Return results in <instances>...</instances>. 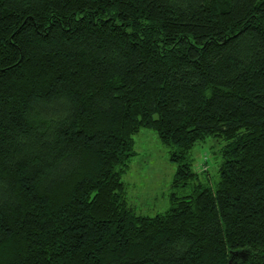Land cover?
Returning <instances> with one entry per match:
<instances>
[{"label":"trees","instance_id":"obj_1","mask_svg":"<svg viewBox=\"0 0 264 264\" xmlns=\"http://www.w3.org/2000/svg\"><path fill=\"white\" fill-rule=\"evenodd\" d=\"M143 128L177 164L155 215ZM0 264H264V0H0Z\"/></svg>","mask_w":264,"mask_h":264},{"label":"rangeland","instance_id":"obj_2","mask_svg":"<svg viewBox=\"0 0 264 264\" xmlns=\"http://www.w3.org/2000/svg\"><path fill=\"white\" fill-rule=\"evenodd\" d=\"M135 139L138 153L133 157L131 166L124 175L127 197L137 212L155 215L170 207V192L177 164L170 159L168 149L161 143L154 130L143 128ZM222 145L221 139L210 136L192 150L197 168L205 160L204 156L208 157L212 183L218 180Z\"/></svg>","mask_w":264,"mask_h":264},{"label":"built area","instance_id":"obj_3","mask_svg":"<svg viewBox=\"0 0 264 264\" xmlns=\"http://www.w3.org/2000/svg\"><path fill=\"white\" fill-rule=\"evenodd\" d=\"M201 167H203L202 169H205V168H206V166H203V164H200V165L198 166V168H201Z\"/></svg>","mask_w":264,"mask_h":264}]
</instances>
